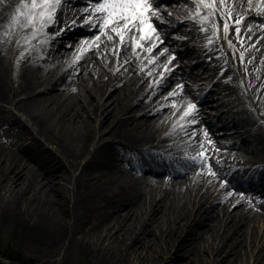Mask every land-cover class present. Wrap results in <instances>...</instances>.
Listing matches in <instances>:
<instances>
[{
	"label": "bare ground",
	"instance_id": "obj_1",
	"mask_svg": "<svg viewBox=\"0 0 264 264\" xmlns=\"http://www.w3.org/2000/svg\"><path fill=\"white\" fill-rule=\"evenodd\" d=\"M241 2H244V5H241ZM30 3L31 0H0V102H7L17 106L28 121L32 123L35 133L56 144L57 148L60 147V152L62 153L71 152V140H79L85 143L95 137H97L98 141L104 139V136L99 134V131L104 123H108L110 137H119V139L116 142H104L116 146L120 154L124 153L127 156L126 158L129 159L128 162L131 165L139 164L143 171L150 175L164 171L173 176L193 166L204 168L206 163H199L197 159L199 158L198 154L203 152V149H206V145H200L198 141L203 137L207 143L208 135H204L200 125H195V108L190 109L188 99L181 96L184 89H186L182 84H173L175 87L169 94L175 92L176 95L163 102L168 108L166 112L151 118L149 115L155 112L150 110L143 113L144 118H138V111L142 112L144 108L151 106V100L155 93L163 85H166L169 79L180 76V73H177L172 68L173 66L170 65L169 61H162L161 57L150 55L149 51L152 48V44L157 40L155 32L152 33L150 39L148 37L141 39L143 34L140 31H137V34L129 33L125 35L123 42L114 32L110 34L113 36L112 40L101 37L97 39V36H88L87 39L78 37V41H75L74 45H70V48L59 50L56 53L58 55L54 59L50 58L51 53L55 50V46L51 42L53 41L58 47L62 46L63 37L67 38V36H57L52 38V40L41 38L36 50L22 55L25 60L22 67L23 83H20L21 88L24 90L21 92L27 95L26 98L16 99L15 96L11 95L6 84L8 67L5 61L10 45L15 43L20 47L28 41L32 43L42 33H51L56 23L62 20L60 6L55 12L54 17L57 18L54 19V22L49 23L43 32H37L33 36V32L39 27V23L34 22L28 27H21L26 22L25 16L17 13V9H20L22 13H27L29 9L24 6ZM218 3H220V0H218ZM251 3L252 7L250 9L247 0H226L228 8H234V15L236 16L243 13V11L252 12L253 14L264 13V10L256 7V5L264 3V0H251ZM191 6L194 7V5ZM14 16L17 17L15 23H13ZM233 20L235 19L233 18ZM246 20L247 23L252 22L250 18ZM243 22H245V19ZM31 26H34L33 30H31ZM201 29L199 28L195 34L203 35L205 31ZM231 38H234L233 40L238 43H243L246 48V52L242 48L244 53L250 54L252 51L250 69L255 68L253 73H256V79L260 80L264 75L260 77L264 73V28L258 29L255 35L251 34L246 26H242L240 33L237 34L234 31ZM82 41L85 43L79 47L78 45ZM111 44H114L115 50L119 49L118 55L111 48ZM87 46L95 48L86 51ZM197 47L199 56H203L204 48L202 49L200 45ZM206 49L209 50L210 47ZM82 51L86 52L82 55ZM207 54H211L212 63L205 64V62H202V64L206 66V71L211 73L210 82H212L217 93L225 94L232 98V100H229L233 108H229L226 111L228 112L232 109L231 113L236 116H227L225 114L226 111L222 113L223 115L215 114L204 121L206 127L217 132V129H223V127H227V124L233 123L240 130L234 135H226V138L240 137V141L248 144L249 150L256 153H264V134H261V131L251 132L252 129L254 130L257 127L258 122L252 114L246 115L245 110L241 111L243 108L239 106L240 98L235 89L237 86L234 80L235 77L232 73L227 77H222V79L216 77L218 75L213 76V64L215 62L219 63L220 55H217L219 53L214 50L209 51ZM38 58H44V62L47 65H42ZM248 58L249 55L246 60ZM17 59L20 61L19 55H17ZM127 69L131 71V79L135 80L142 77V84L138 88H128L125 79L119 76L120 72H124ZM112 73H115L114 76H112ZM109 75L111 76L109 77ZM190 77L195 78L192 75ZM114 80L116 81L113 83ZM38 86L41 90L38 93L36 92L37 94L32 95V92ZM90 86L98 98L94 101L78 103L80 96ZM113 86L114 89L110 90ZM109 90L110 92L116 90L114 95L109 94L111 96L110 99L114 100L113 104L110 99L102 100ZM210 91L205 95L202 102L207 104L211 100ZM62 96L64 98L59 102L58 100ZM164 97L166 95H162L161 99ZM35 104H39L41 107L35 108ZM209 104H212V102ZM155 111L159 112V110ZM185 112L189 114L185 115ZM51 117L57 119L56 122L62 126L55 135L52 134L53 124L49 123ZM236 118L237 120H235ZM98 119L100 120L97 122ZM214 121L215 123H213ZM6 124H10V126L15 128L21 126L19 117H16L11 110H6L3 106H0V126ZM162 126L168 129L165 134H162L163 130L158 133ZM171 132L174 135L182 136L186 133L190 139L185 141L187 137L183 136L184 138L176 140ZM229 145H235V141ZM165 152L168 153L169 160L166 165L161 167L162 154ZM25 157L37 163L41 173L38 175L41 178L19 159L18 154L12 156L11 154L7 155L4 152H0V216L8 219L23 232L53 237L62 232L63 227L68 226L60 224L57 215V198L52 197L44 189L45 185L49 186L52 182L59 183L58 178L63 179L62 174L58 173L62 169L61 160L55 156L50 157L47 149L42 148L41 144H38L37 149L32 152H26ZM193 157L196 159L193 160ZM222 158L234 160L238 164L240 162L237 166L227 165L232 170L230 176L240 180L239 186H243V188L251 186L264 192V183H260L252 173L243 167V164L250 161L244 151H241L240 148L223 150ZM96 161L95 159H88L82 165L78 175L74 177V189L72 191H75L74 198L77 202L74 203L72 211L70 207L69 212L77 215L79 211H82L78 220L74 222V227H81L80 222L87 221L91 217L99 218V220L103 221L109 215L113 218L120 217V222L125 221V218L128 217L132 222L138 214L134 212V208L140 207L142 204L143 193L149 194L148 203L151 206L154 204L152 206L153 209L158 207L161 216L170 215L169 217L172 218L171 214L175 213L176 215L173 216L172 220L182 230L190 229L189 232L192 235L194 234V236L198 234L194 227H199L206 223H208L209 227H213V222H217L221 216H226L227 220L232 221V225H227L230 228L241 226V224L246 225L256 217V208L251 199L243 196V194H236V199H232V192H230V196H227V187L234 188L237 185L233 181L225 182L224 186L218 190H212L211 188L214 181H211L209 185L207 184L205 189L203 187L193 189L192 185L198 183V178L193 177V175L198 172L203 174V169L193 171L185 178L186 182L184 184L178 181L171 183V178L167 180L168 182L146 178L147 180L140 182L124 183V176L120 183L110 185L108 188L105 187L106 189L101 190L96 197L91 194L94 185L98 189L96 183L100 178V174L95 168L96 166H102L101 163ZM220 172L222 171L218 170V173ZM262 173L264 176V167H262ZM57 175H59L58 178ZM66 179L72 180L68 175H65ZM243 183L245 185H242ZM52 185L54 184H51L50 189H52ZM158 185L160 186V192L159 199L156 200L155 187L157 188ZM57 190H55L54 194H57ZM214 191L216 193H213ZM176 195L179 196V199L181 197L192 201V208L188 210L183 206L180 207L174 204L172 198H175ZM63 197L66 201L71 202L70 196L63 195ZM76 206L78 208H75ZM144 208L145 206H142L140 211ZM156 214L157 212L154 211L151 221L156 218ZM136 220L140 222V219L136 218ZM138 231V228H134L131 234V237H134L133 239L135 240L140 239L142 234L149 233L150 229L145 228L140 233ZM109 232H111V229H109L108 234ZM189 232H186V234ZM152 234L156 236L155 232ZM231 234L230 238L232 237L233 241L227 244L225 241L221 244V247L224 249L223 251L228 247V252H234L233 259H238V252L246 241L243 227L232 231ZM192 238L187 239L188 247H186V252L194 246L191 243ZM224 238L226 236L223 237V240ZM125 243L126 239H122L120 246L114 247L110 245L107 248L90 243L86 245V248L90 250V254L103 264H130L125 257L127 251L126 248H123ZM221 247H217L216 255L222 251ZM256 264H264V262L259 259Z\"/></svg>",
	"mask_w": 264,
	"mask_h": 264
},
{
	"label": "rangeland",
	"instance_id": "obj_2",
	"mask_svg": "<svg viewBox=\"0 0 264 264\" xmlns=\"http://www.w3.org/2000/svg\"><path fill=\"white\" fill-rule=\"evenodd\" d=\"M210 3L214 4L215 7L217 6V3L214 0ZM241 5H244V2H241ZM202 6H204V4H202ZM188 8L189 7L186 6L182 9L181 16L188 13ZM232 11H234V8ZM209 12L213 17V15L215 13L218 14L220 10L217 9L215 13H213L212 10H209ZM243 13V19L254 16V18H251L252 22L245 24L246 28L251 34L256 35L259 27L264 28V13H257L255 15H252V12L249 13L248 11H243ZM204 23L205 22H203V24ZM210 24L212 26V23ZM210 24H204V27H207L209 28V31H212V34L209 32V34L212 35V42L209 43L211 46L210 50L218 49L217 52L219 54L217 55H220L219 63L215 62V64H213L214 69L212 70V75H218L216 77L222 79V77L231 75L230 73L233 74V76L235 77V83L237 84L235 89L238 92V96L240 98L239 106H242L243 108L241 111L245 110L246 115L252 114L253 116H255V119L258 122L256 125L257 127L254 130L252 129L251 132L261 131L260 133L264 134V73L260 75V77L263 75L261 78L259 77L260 80H257V76L255 77L256 73H253L255 68L250 69V56L252 51L250 54L244 53L242 51V48L245 49V52L246 48L243 43L239 42L237 44L234 40L231 41L228 38L227 42L231 41V47H229V43L227 42V45H224V43H222L221 41L215 40L216 36L214 35V32L212 30L213 28L210 26ZM123 33L124 32H122V34ZM184 36L187 35L184 34ZM39 43L40 40H35L33 44L26 42L20 47H17V51L23 50L27 47L25 49V52H31L38 48ZM112 47H114V44H112ZM224 47L229 48V50L226 49V54L223 53ZM61 49V47H55V50L53 51V53H51L50 58L54 59L56 55H58L56 53H58V51ZM156 50L157 49H155V51ZM239 50H241L240 56H243V59L240 62H238L235 56V52ZM13 55L14 50L13 45H11L10 51L5 58L8 67L6 84L10 90L11 95L15 96L16 99L26 98L27 95L25 93L22 94L21 92L24 90L21 88L20 83H23L22 67L24 58L21 59V61H23H20L17 70L15 71L13 70ZM248 55L249 58L246 60ZM204 57L209 61V56L204 55ZM228 57L234 60L232 61L231 59V61L228 62L226 59ZM50 58L49 60H51ZM39 60L41 61L42 65H47L46 62H44V58ZM194 69H200V71L202 72V68L199 67V65L194 66ZM194 69L193 71H195ZM201 72L199 83L202 84L199 85L203 87L204 84L211 81V79L209 75L208 77L206 74H204L203 76ZM114 74L112 73V76H114ZM110 76L111 75H109V77ZM119 76L125 79V83L130 89L132 87L138 88L142 84V77L136 78L135 80L130 78L132 74L129 69L124 72H120ZM115 81L116 80H114L113 83ZM190 84L193 83L189 82V84H186V86L190 87ZM109 87H111V85H109ZM170 88L171 86L166 85L163 86L157 93H155L151 100V106L144 108L142 112L138 111V118H144L143 113L150 110H154L155 112L154 114L152 113V115H149V117L151 118L160 116V113L163 114L164 112H166L168 108L164 107L165 105L161 103V96L166 94V92L169 91ZM112 89H114V86L110 90ZM39 90H41V88H39L38 86L36 89H34L32 95L37 94ZM110 90L108 94L103 97V101L110 99V95H114L116 93V90L112 92H110ZM62 91H64V89H62ZM209 94L212 95L210 102H212L213 104L206 105L205 107L197 109V113H199V117L197 119L199 120L207 119L208 117H212L217 113L222 114L229 108H233L229 100H232L230 96L216 93V91H211ZM185 95L191 98V103L193 104V95L189 92H186ZM63 98L64 96H62L58 101L61 102ZM96 98H98V96L90 86L89 89L80 96L78 103L87 102L90 100L94 101L96 100ZM110 100H112L113 104L114 100ZM217 101L225 103V106L221 104L216 106ZM234 103H236V101H234ZM199 105L204 106L205 104L204 102H201V104H198L197 106L199 107ZM0 106H3L6 110H11L16 115V117H19L21 122V126L16 128L10 126V124L0 126V152H4L7 155L11 154L12 156L18 154L20 157L19 159L23 163H25L27 167L32 169V171L37 175L40 173V168L35 161L26 158L25 154L26 152H32L33 150L37 149L38 144H41L42 148L47 149L50 157L55 156L61 160L62 169L58 173L62 174L63 179L58 178L59 175H57V180L59 183L49 182L50 185H45L44 190L48 192L52 197L54 196L55 198H57V215L60 220V224L63 226H68L63 227L62 232L53 237H45L36 235L34 233L23 232L8 219L0 216V264H6L5 260L3 261V259H6L9 264H103L99 262L95 256L90 254L91 252L86 248V245L95 243L96 246L99 247L107 248L110 245L118 247L121 245L122 239H126V243L125 245H123V248L127 249L125 257L127 258V261L130 262V264H256L259 259H261V262H264V192L260 190L258 192L253 191L257 197L253 199L256 208V217L254 220L249 221L246 225L241 224V226L230 228L227 227V225H232V221L227 220L226 216H221L217 222H213V227H209L207 225L208 223H206L205 225L202 224L199 227H194L197 230V236H194V234L192 235V233L189 232L190 229H184L186 230L184 232L181 227L177 226L175 221L172 220V218H174L173 216L176 215L175 213L171 214L172 218L169 217L170 215L161 216L159 208L154 207L153 209L152 206L154 204L151 206L148 203L149 194L147 193H143L144 198L140 207L137 206L134 208V212L138 213L136 215V218L140 219V222H137L136 218L131 222L130 218L128 217L125 218V221L120 222V217L113 218L111 215H109L103 221L99 220V218L91 217L87 221L80 222L81 227H74V222L78 220L82 211H79L77 215L69 212L70 207L72 211L74 203L77 202L74 198L75 191H72V189H74L73 181L75 180L74 177L78 175L79 171L81 170L82 165L88 159H95L97 160L96 162H99L102 165L100 167L96 166L95 168V170H97V172L100 174V178L96 183L98 189H96L94 185L91 194L96 197L101 190L108 188L110 185L120 183V181L123 180L124 176V183H129L132 181L140 182L142 180H145L146 178L155 179V181L157 180L160 182H168L167 180L171 178V183L174 181H178L179 183L184 184L186 182L185 178L191 174L190 171L196 170V167L191 169L190 171L184 172L183 175H175L173 177H169L165 173L150 175L142 170H139V164L131 165L128 162L129 160H127L128 158H126L127 156L124 153L120 154L116 146H114L113 144L105 143L116 142L119 139V137H110L108 130L109 125L107 126L108 123H104L99 131V134L104 136V139L98 141L97 137H95L93 140L87 141L85 143H83L82 141L80 142L79 140H71V152L62 153L60 152V147L57 148L56 144L35 133L32 123L28 121L26 116L20 109L17 108V106L7 102H0ZM34 107L40 108L41 105L35 104ZM155 110H159V112ZM231 110L232 109H230L228 112L226 111L227 113L225 112V114L227 116H236L235 114L231 113ZM52 118L53 117L50 118L49 123L53 124L52 134L55 135L62 128V126L56 122L57 119ZM99 120L100 119H98L97 122ZM235 120H237V118ZM229 130L237 131L238 127H235V125L231 123L228 130L224 129L223 131ZM161 131L162 134H165L166 132H168V129L162 126L158 133H160ZM183 136L187 137L185 141L190 139V137L187 136L186 133H184ZM183 136L174 135V138L178 140L184 138ZM212 139L215 141H225L221 137V135H212ZM103 143H105V145H103ZM242 146L247 150L246 152L248 158L250 159V162L255 163L256 161H259L258 165L260 166L261 164V166L264 167V153H256L249 150L248 144H246L245 142H242ZM216 152L217 155L221 154V151L218 147ZM214 159L216 160L215 155ZM217 163L218 162H216V164ZM219 165L220 171H222L220 173L224 175L220 176L215 174V176H213L209 173V171H206V175L197 173L193 175V177L198 178V183L196 185H192V188L199 189L200 187H203V189H205L207 184L209 185L211 181H214L213 186L211 187L212 190H218L222 188L225 181L228 179L227 178L225 180L223 177L229 174L231 169L226 167V160H222ZM65 175L71 177L72 180H65ZM38 176L39 178H41L40 175ZM262 179V181H264V178ZM233 183L236 182L233 181ZM51 184H54L52 185V189H50ZM56 189H58L57 194H54ZM155 189L156 200H158L160 186L158 185L157 188L155 187ZM230 192H232V199H236V194H241L239 189L227 187V196H230ZM213 193H216V191H214ZM62 194L68 197L70 196L71 202L66 201ZM172 199L174 200V204L180 207L183 206L188 210L192 208V201H190L189 199L184 198V200L181 197L179 199V196L177 195ZM142 206H145V208L140 211ZM75 208H78V206H76ZM154 211L157 212V214L155 215L156 218L151 221L150 219L152 218V216H154ZM227 221H229V223H227ZM242 227L246 241L241 250H239L238 252V259H233L234 252H228V247L225 249V251H223L224 249L221 247V244L225 241L226 244L231 243L233 241V238H230V235H232L231 232L237 230L238 228L242 229ZM134 228H138L139 233L145 228L150 229V232L146 233L145 235L142 234L140 239L135 240L133 239L134 237H131ZM109 229H111V232H109L108 234ZM153 232L156 233V236L152 234ZM186 232L189 233L186 234ZM225 236L226 238H224L223 240V237ZM190 237H193L191 239V243H193L194 246L191 250L186 252V247H188L187 239ZM217 247H221L222 249V251L218 255H216ZM229 261H231L232 263H229Z\"/></svg>",
	"mask_w": 264,
	"mask_h": 264
},
{
	"label": "snow or ice",
	"instance_id": "obj_3",
	"mask_svg": "<svg viewBox=\"0 0 264 264\" xmlns=\"http://www.w3.org/2000/svg\"><path fill=\"white\" fill-rule=\"evenodd\" d=\"M62 0H31V3L25 5L24 7L28 8L29 11L27 13L20 12V9H17V13L19 15L25 16V24L21 25V27H28L32 25L34 22L39 23V27L35 29L33 32V36L37 32H43L44 28L49 24L54 22V15L57 9L61 6ZM92 6L91 8H86L85 11L88 13L87 16L83 17L88 24H92L93 19L96 21L97 27L102 30V34H106L103 30L109 29L111 32L116 33L119 36L121 42L124 40V35L122 32H133L140 31L144 32V28L154 31L153 25L149 22V13L151 15H157L158 13L153 11V5L148 2V0H91ZM201 3L204 4L205 7L212 9V12L215 13L216 9L214 4L205 3V0H201ZM249 4V8L251 9L252 3L251 0H247ZM220 4L222 8H228L226 4V0H220ZM158 7V5H157ZM256 7L260 10H264V3L256 5ZM199 15V12H197ZM232 10L228 8L227 15L221 13V19H223V27L225 35H227L229 30L228 19H232ZM17 17H13V23L16 22ZM203 20H208V16L202 17ZM120 22H123L122 28L119 27ZM241 23V16L237 15L235 17V31L239 34L238 25ZM139 25V27H138ZM214 34L218 32V25H213ZM202 31H206V29H201ZM109 40L112 39L111 35L107 37ZM145 37L142 35L141 39ZM218 38V36H217ZM99 39V37H97ZM212 42V37H209V43ZM229 47H231V41L228 42ZM243 59V56H241ZM171 95H176L175 92L171 93ZM194 105H189V108H194ZM188 112H185V115H188ZM193 160L196 158L193 157ZM208 157L204 156L201 153V163H206ZM208 171L211 175L215 176V172L212 171L211 165H208Z\"/></svg>",
	"mask_w": 264,
	"mask_h": 264
}]
</instances>
